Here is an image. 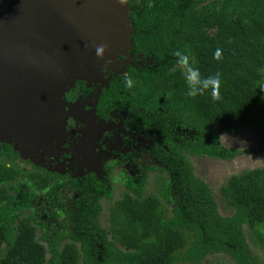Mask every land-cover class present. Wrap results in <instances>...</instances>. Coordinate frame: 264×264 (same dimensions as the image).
<instances>
[{
  "label": "trees",
  "instance_id": "16d2710c",
  "mask_svg": "<svg viewBox=\"0 0 264 264\" xmlns=\"http://www.w3.org/2000/svg\"><path fill=\"white\" fill-rule=\"evenodd\" d=\"M130 6V52L155 61L129 66L102 96L142 105L146 127L166 134L168 149L154 152L166 177L157 192L145 194L147 173L125 176L105 228L96 217L100 203L87 197L112 201V184L86 179L80 199L64 208L49 174L18 165V154L0 146V264H202L212 254L264 264L246 236L249 229L264 246V166L228 177L220 193L233 212L222 215L189 160H228L236 153L220 144L215 125L231 132L251 128L264 139V74L258 71L264 68V0H131ZM218 48L220 61L214 59ZM177 50L195 61L202 77L220 73L219 101L210 91L186 94ZM176 127L193 130L191 138L177 134L181 143L174 144ZM40 195L47 203L39 204Z\"/></svg>",
  "mask_w": 264,
  "mask_h": 264
},
{
  "label": "water",
  "instance_id": "95a60500",
  "mask_svg": "<svg viewBox=\"0 0 264 264\" xmlns=\"http://www.w3.org/2000/svg\"><path fill=\"white\" fill-rule=\"evenodd\" d=\"M130 1L0 0V129L16 149L35 159L50 153L66 134L72 83H106L105 60L130 57ZM101 43L103 59L93 47Z\"/></svg>",
  "mask_w": 264,
  "mask_h": 264
},
{
  "label": "flooded vegetation",
  "instance_id": "af4514ba",
  "mask_svg": "<svg viewBox=\"0 0 264 264\" xmlns=\"http://www.w3.org/2000/svg\"><path fill=\"white\" fill-rule=\"evenodd\" d=\"M128 52L130 54V61L121 71L113 69L112 66L114 63L106 64L104 69V80L107 81L106 83L103 81L88 83L85 80L78 79L72 83V86L63 96L64 107L65 110L68 111V114L65 124L66 134L63 135L60 140L62 142L58 155L54 157L53 154L51 155V153H48L45 157L43 156L42 159H39L40 163L43 165L29 164L28 162L22 165L25 169H37L39 171H45L50 175L48 183L57 189V196L59 201L63 203L64 208H72L74 201L80 199L78 189L81 183L85 182L86 179H95L98 182H103L108 188L117 180L119 182L121 181L122 184V179L125 178V176L135 177L136 175L139 176L141 173H147V181L150 173L155 171H160L166 176L163 170L166 169V166L163 165L154 154L158 147L164 150L168 149L167 143H163V141L167 139L166 134L156 133L153 128L146 127V121L142 116L143 111L141 110V104L140 108L135 107L126 98L121 102L113 104V100L111 99H115L112 97L114 94L109 93L108 96H102V90L109 87L113 77L125 74L129 66L139 65L138 62L140 61L138 57H142L141 54L133 58L130 50ZM116 59H118V61H123L125 56L118 55ZM102 126L105 127L99 128ZM97 130L99 132L96 136ZM192 133L193 130L191 129L176 127L174 129L175 135L171 136L170 140L174 144L181 143L177 134L190 139ZM115 136H117L118 142L128 146V149L120 153L115 152L114 148L109 149L107 153L112 154V156L118 154V156L113 158L108 157L103 161L101 170L104 172V176L101 180L96 164L100 162L99 155L104 153V150L109 146L108 144L114 143L115 145V139H112L113 142H109L107 137L114 138ZM149 137H151L152 142L148 149H146L147 147L144 145L136 149L139 147L141 139L144 140ZM56 142L58 141L53 140V143ZM5 146L8 145H4L3 147ZM103 156L105 158L107 155L103 154ZM145 159H149L147 165H143ZM17 160L18 157H16L14 161ZM126 160H129L132 164L135 172L134 175L128 174L123 167H121L122 161ZM117 165L120 166V168L117 174H115L114 169ZM106 168H108L109 171H107ZM57 169L63 170L65 173H59L56 171ZM57 177L64 179L63 184L59 187L52 184ZM64 187H71L75 191V196L71 199H65L64 201L60 195V191ZM103 198L107 199L104 196L96 199L95 196L90 195L87 197V200L98 201L102 209L101 200ZM41 201L47 203L46 198L42 195L39 196V204ZM67 201L71 203V207L66 206ZM52 203H55V199L52 200ZM100 212L96 217L101 225L99 219Z\"/></svg>",
  "mask_w": 264,
  "mask_h": 264
},
{
  "label": "rangeland",
  "instance_id": "374dc122",
  "mask_svg": "<svg viewBox=\"0 0 264 264\" xmlns=\"http://www.w3.org/2000/svg\"><path fill=\"white\" fill-rule=\"evenodd\" d=\"M120 55V54H118ZM115 58H117V56ZM115 58H111L110 60H113ZM138 62L139 65L142 64H152L155 60L153 57H138ZM129 58L125 56V59L123 61H118L116 59L113 64V69L116 70L118 69L121 71L128 63H129ZM124 71V70H123ZM216 129V134L219 138L220 144L230 150H235L236 153L233 155L231 159L228 160H220L219 158H210V157H202V156H197V157H189L190 162L193 165L194 169V174L197 177H200L203 179L208 186L210 187L212 194L214 196V199L217 203V210L220 212L222 215H230L233 212V209L230 208L225 201L223 200V196L220 193V187L226 182L228 177L232 174L239 173L245 169H252L256 167H263L264 166V139L260 137L253 129H243L241 131L237 132H231V131H226L225 129L223 130L220 128L218 125H215ZM2 131L0 129V144L3 147L4 145H8L12 148L14 152H16L18 155V160L15 161L18 165L22 166L24 165L25 162H28L29 164H35V165H40L39 159H35L31 154L25 153L24 151L21 152L16 147L14 146L13 142L8 141L6 138L2 136ZM112 139H115V145L114 143H109L107 146V149L104 150L105 155H107L105 158L103 154L101 153L100 156V162L96 164V167L98 169V174L100 179H103L104 172L101 170V166L103 161L106 158H113L115 156H118L116 154L115 156H112V154H109V149L114 148L115 152L120 153L124 152L128 149V146L122 145L121 143L118 142L117 136L114 138L112 137H107V140L109 142H113ZM117 140V142H116ZM61 142L58 141L56 143L50 144V153L51 155L53 154L54 157H56L59 153L60 147H61ZM151 137L145 138L144 140H140V145L138 148L142 147L143 145L148 147L151 145ZM55 150H54V149ZM241 151V152H237ZM45 157V154H44ZM99 159V158H98ZM29 160V161H28ZM149 163V159H145L143 162V165H147ZM43 165V164H41ZM121 167L131 175H134V169L132 167V164L130 161H122ZM120 166H116L114 169L115 174H117ZM57 172H63V170H56ZM65 173V171L63 172ZM119 176V175H118ZM165 174H163L160 171H155L150 173L149 179L146 184V189H145V194L146 193H151V192H157L160 188V184L164 180ZM123 185L121 184V181L119 182L118 180L113 183L112 185V201H108L107 199L103 198L101 200V205L102 209L99 214V219L100 223L103 227L107 228L108 227V208L111 205L112 202H114L116 199L120 198L123 192ZM60 195L62 199L65 201V199H71L72 197L75 196V191L71 187H64L60 191ZM67 207H71V203L69 201L66 202ZM247 229V228H246ZM249 229L246 231V236L247 239L250 243V247L254 253L257 254V257L260 258L259 260L264 261V246L260 245L258 240L256 238L251 237L250 232H248ZM45 243V242H44ZM62 245V243H61ZM3 253V247L0 249ZM1 253V254H2ZM49 252H47V255ZM202 264H235L234 261L228 256L224 254H212L208 255L206 258L202 260Z\"/></svg>",
  "mask_w": 264,
  "mask_h": 264
},
{
  "label": "clouds",
  "instance_id": "9594fccd",
  "mask_svg": "<svg viewBox=\"0 0 264 264\" xmlns=\"http://www.w3.org/2000/svg\"><path fill=\"white\" fill-rule=\"evenodd\" d=\"M121 6L128 4V0H119ZM151 4H148V7H151ZM95 48L96 55L98 58L103 59L105 52L108 48L107 44L101 43L99 45L93 44ZM178 59L177 63L180 66L181 72L184 76L185 82L187 84V95L189 97H195L197 95H204L205 92L210 91L211 99L213 101H219L220 88H221V75L220 73H215L207 77H202L198 68L193 67L195 63L194 60H191L189 55L181 50H177L173 53ZM214 59L220 61L223 59L222 49H216L214 52ZM114 63L112 60H105V64ZM260 73L264 74V68L258 70ZM126 87L131 88L133 86V81L130 77H127L125 80ZM264 91V88L261 89Z\"/></svg>",
  "mask_w": 264,
  "mask_h": 264
}]
</instances>
